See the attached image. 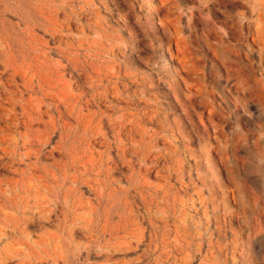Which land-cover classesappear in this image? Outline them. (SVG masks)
Wrapping results in <instances>:
<instances>
[{"label": "rangeland", "instance_id": "1", "mask_svg": "<svg viewBox=\"0 0 264 264\" xmlns=\"http://www.w3.org/2000/svg\"><path fill=\"white\" fill-rule=\"evenodd\" d=\"M46 1L62 25V45L120 51L116 69L131 74L135 116L121 142L112 136L109 120L118 114L109 97L83 106V114L97 113L92 127L101 119L98 135L68 120L86 139L83 148L111 159L109 183L96 186L104 200L97 206L82 185L51 197L49 211H33L29 221L1 225L0 264H264V1L168 0L169 10L159 11V0H93L89 18L100 29L82 27L88 16L79 9L92 0ZM7 5L16 3L0 0V37L21 43ZM43 38L85 101L88 79H74L54 51L58 38ZM58 136L56 130L51 145ZM47 159L41 163L61 156ZM127 226L135 237L129 244L109 237Z\"/></svg>", "mask_w": 264, "mask_h": 264}, {"label": "bare ground", "instance_id": "2", "mask_svg": "<svg viewBox=\"0 0 264 264\" xmlns=\"http://www.w3.org/2000/svg\"><path fill=\"white\" fill-rule=\"evenodd\" d=\"M13 1L16 3L15 8L8 9L9 5L5 8L16 18L17 22L11 23L10 26L17 28L16 33L21 37L22 42L11 41L7 36L0 37V169L10 170L11 173V175L0 174V226L12 228L20 221L28 220L33 211L37 214L49 211L48 204L51 197L57 198L61 193L67 197L82 185L89 186L96 197V205L100 206L104 200V191L96 186L106 187V182L109 183L110 167L107 164L111 159H103V153H94L89 145L83 148L81 145L86 144V139L73 133L74 128L68 120H73L76 128L82 126L84 132H90L93 136L98 135L101 130V119L92 127V121L97 113L88 111L87 114H83V106L88 107L97 100L107 101L109 97L113 104L111 110L118 114L116 121L109 120L112 123V136L114 140L118 139L121 142L120 135L129 136L135 116L133 94L129 87L132 83L131 74L127 72L129 70L121 72L122 70L116 69L117 63L114 58L115 53L119 51L117 48L107 49L97 46L81 49L62 45L57 37L62 25L55 21L48 1L27 0L25 7L21 6V0ZM92 2L93 0L86 1L84 7L79 9L88 16L82 26L83 29H91L92 26L100 29L99 25L91 22L89 18L91 13L97 10ZM159 3V11L169 10L168 0H159ZM70 12L74 14L76 11L70 8ZM43 37H49L51 41L59 39H56L58 47L54 51L59 53L60 58L72 68L71 72L75 80L81 81L83 77L88 79L89 98L85 101L83 100L86 93L83 88L77 85L78 93L71 91V84L65 81L66 66L60 61L53 62L52 48L49 46V41ZM120 80L124 81L119 82ZM120 84L123 92L119 87ZM56 130L59 131L58 140L51 145L50 141ZM93 142H96V139H93ZM47 147L49 149H45ZM117 149L121 155L124 154L123 147ZM54 153L59 154L61 160L52 159L49 165L41 163L43 158L47 159ZM51 166L57 169V174L50 168ZM104 171H106L105 179L101 180ZM91 173L93 179L89 178ZM57 175L60 177L57 178ZM115 191V188L109 190L107 200ZM8 208L12 213L6 212ZM91 208L95 210V207L91 206ZM109 237L119 241L125 240L127 245L129 244L127 240H131L134 233L127 226L115 230Z\"/></svg>", "mask_w": 264, "mask_h": 264}]
</instances>
